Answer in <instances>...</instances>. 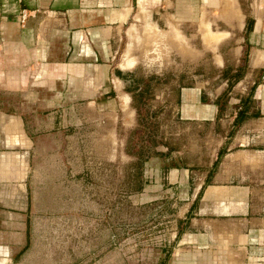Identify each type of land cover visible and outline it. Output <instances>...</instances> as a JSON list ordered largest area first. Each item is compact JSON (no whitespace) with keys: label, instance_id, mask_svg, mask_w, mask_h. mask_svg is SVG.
Listing matches in <instances>:
<instances>
[{"label":"crops","instance_id":"1","mask_svg":"<svg viewBox=\"0 0 264 264\" xmlns=\"http://www.w3.org/2000/svg\"><path fill=\"white\" fill-rule=\"evenodd\" d=\"M21 10L27 13L24 21L20 19ZM206 14H210V19ZM204 15L209 27L222 24L223 28L211 31L224 35L214 48L202 41L206 52L220 44L211 55L218 56L220 85L208 91L205 87L210 78L201 81L192 74L193 80L185 84L177 75L170 93L174 95L171 101L178 122L186 125L191 134L200 130V135L217 139L219 154L234 145L241 134L246 136L244 131L250 127L260 126L258 123L264 126V0H0V180L12 178L16 182L15 194L19 196L15 195L17 198L13 200L20 206L9 210V202L0 195V237L16 238L15 246L8 245V250L0 247V253H20L25 245L30 246V238L39 233L36 229L31 233L29 219L33 212H41L36 209L40 204L31 200L35 193L31 192L32 180L35 183L40 179L41 166L33 165L32 169L30 158L49 153L51 157L62 156L69 136L73 137L68 133L69 109L87 110V115L101 120L99 126L103 128L97 140L114 138L112 133V138L103 135L112 128L118 108L128 115L130 107L137 112L131 88L138 78L132 68L138 62L127 69L120 66L127 48L133 44L128 33L130 27L138 26L140 33L154 27L161 36L160 26L168 30L170 26L178 30L200 28ZM131 20L142 24L129 26ZM125 32L129 42L118 67L113 59ZM158 43L161 45V40L154 45ZM172 46L174 51L176 46ZM196 51L184 56L201 54ZM154 85L157 87L159 83L150 84ZM155 86L150 95L158 99ZM140 88L139 85L136 90ZM118 92L124 93L120 106L115 100ZM5 148H13L12 163L2 153ZM165 149L163 156L178 153L174 146ZM191 166H173L162 172V175L167 172L163 176L167 182H162L161 188L171 192L165 199L171 201L172 207L177 206V214H172L171 220L175 228L172 227L164 244L172 257L164 264H218L224 254H228V264H233L231 254L237 261L238 253L247 250L246 241L264 242V217L210 216L214 213L215 197L226 192L210 186L203 191L204 199L200 201L197 190L203 187L210 169L196 183L189 177ZM42 167L43 173L48 174L44 175V181H56L51 176L55 168ZM143 174L145 183L141 188L149 189L155 183L147 179L152 172L145 168ZM180 188H186L188 194L182 203L184 217L178 213ZM5 218L17 224L10 226ZM30 248L29 254L38 252L35 240ZM254 261L252 264L257 262ZM39 262L34 255L33 263L29 264Z\"/></svg>","mask_w":264,"mask_h":264},{"label":"rangeland","instance_id":"2","mask_svg":"<svg viewBox=\"0 0 264 264\" xmlns=\"http://www.w3.org/2000/svg\"><path fill=\"white\" fill-rule=\"evenodd\" d=\"M206 15L210 19V14ZM208 19L203 16L200 28L178 30L170 26L168 30L160 26L161 36L153 27L140 33V29L132 25L128 33L133 44L127 48L120 62L121 54L129 42L125 32L113 64L119 67L120 62V66L127 69L138 62L132 68L137 72L138 78L131 88L137 112L130 107L128 115L118 108L113 115L112 128L110 126L109 133L103 135L105 138H112L113 134L114 138L97 140L99 131L101 133L103 128V125L99 126L101 120L87 115V110L69 109L68 133L73 137L69 136L62 156L56 154L57 156L51 157L49 153L30 158L32 169L33 165L41 166L40 179L35 183L32 180L31 184V192H35L34 195L32 193L31 200L40 204L36 209L41 212H33L29 219L31 233L33 234L34 229L39 230L36 237L30 238V246L35 240L39 246L38 252L29 254L31 248L29 250L30 246L25 245L20 253H0V264L33 263L34 255L40 261L38 264L169 262L171 250L164 247V244L169 239L172 227L175 228V223H171V220L172 214H177V206L172 207L171 201L165 199V196H171V192L162 189L161 184L167 182L163 177L167 172L163 175L162 172L173 166L192 165L189 177L196 183L210 169L203 187L197 190V198L201 197L202 201L203 191L210 186L222 188L226 192L225 195L215 197L214 213L210 216L220 219L253 215L264 217L263 124L250 127L248 131H244L243 135L246 136L242 137L241 134L234 145L217 154V139L200 135V130H195L196 135L191 134L186 125L176 119L178 115L171 101L174 95L170 93V88L175 84L177 75L180 76L181 83L185 84L193 80L192 74L201 81L210 78L205 87L208 91L220 85L222 76L220 64L216 62L218 56H211L220 44L214 50L206 52L202 41L214 48L224 35H214L211 31L223 28L220 23L215 28L209 27ZM132 23L142 24L131 20L129 26ZM159 40L161 46L159 43L154 45ZM171 42L177 44L173 43L176 46L174 51ZM155 48L158 49L155 51ZM194 50L201 54L184 56ZM155 82L159 83L157 87L154 85L158 99L150 95L152 89L154 91V86L151 87L150 84ZM137 85L141 86L138 90ZM122 93L118 92L119 97L115 98L119 106L123 105ZM75 134L80 136L76 138ZM233 137L237 136L233 134ZM166 146L176 147L178 153L173 152L171 157L163 156L167 152ZM12 149L5 148L2 152L11 159L9 163L14 159ZM46 165L55 168V173L51 176L56 181H44V175L48 174L45 171L43 173L42 166ZM145 168L152 172V176L147 179L153 182L155 180L149 189L141 188L145 183ZM46 171L50 173L49 170ZM15 183L12 178L9 181L0 180V195L9 202L7 206H10L8 208L11 211L14 210L13 207H20L13 200L19 196V193L15 194ZM176 193L174 192V196ZM177 196L180 202L178 213L183 216L182 203L188 196L187 189L180 188ZM5 219L10 226L17 224L12 219ZM13 242H16L14 237H0L1 248L15 246ZM261 242L253 239L246 241L247 250L243 254L238 253L237 261L232 253V263L252 264L255 259L257 262L254 264H264V242ZM226 255L228 254H224L221 258L223 261L218 264H228Z\"/></svg>","mask_w":264,"mask_h":264},{"label":"bare ground","instance_id":"3","mask_svg":"<svg viewBox=\"0 0 264 264\" xmlns=\"http://www.w3.org/2000/svg\"><path fill=\"white\" fill-rule=\"evenodd\" d=\"M231 4V3H230ZM143 19V18H142ZM147 24V23H146ZM138 27V26H137ZM146 28V27H145ZM154 28V27H153ZM132 29V28H131ZM136 30V29H135ZM152 30V29H151ZM151 30H149V31H151ZM156 30V29H155ZM137 31V30H136ZM153 31V30H152ZM156 31H158V30H156ZM155 32V31H154ZM153 32V33H154ZM170 32V31H169ZM150 33V32H149ZM156 33V32H155ZM154 33V34H155ZM165 34V33H164ZM171 34V33H170ZM151 35V34H150ZM157 35V34H156ZM165 36V35H164ZM172 36V35H171ZM157 37V36H156ZM170 37V36H169ZM181 37V36H180ZM180 37H179V39H180ZM171 38H173V37H171ZM213 38V37H212ZM222 38V37H221ZM215 39H216V37H215ZM166 40V39H165ZM168 40V39H167ZM182 40V39H181ZM210 40V39H209ZM213 40V39H212ZM176 41V40H175ZM211 41V40H210ZM170 43V42H169ZM182 43V42H181ZM160 44V43H159ZM171 44H173V43H171ZM175 44V43H174ZM183 44V43H182ZM175 45H177V44H175ZM179 45V44H178ZM185 45H187V44H185ZM150 46V45H149ZM159 46V45H158ZM161 46V45H160ZM173 47V46H172ZM181 47H183V46H181ZM186 48V47H185ZM157 50V49H156ZM148 54V53H147ZM184 54V53H183ZM132 58V57H131Z\"/></svg>","mask_w":264,"mask_h":264},{"label":"built area","instance_id":"4","mask_svg":"<svg viewBox=\"0 0 264 264\" xmlns=\"http://www.w3.org/2000/svg\"><path fill=\"white\" fill-rule=\"evenodd\" d=\"M26 17H27L26 11L25 10H21V12H20L21 21H24L26 19Z\"/></svg>","mask_w":264,"mask_h":264},{"label":"trees","instance_id":"5","mask_svg":"<svg viewBox=\"0 0 264 264\" xmlns=\"http://www.w3.org/2000/svg\"><path fill=\"white\" fill-rule=\"evenodd\" d=\"M139 86L137 85L136 88H138Z\"/></svg>","mask_w":264,"mask_h":264}]
</instances>
